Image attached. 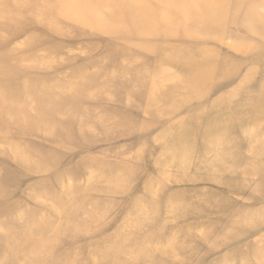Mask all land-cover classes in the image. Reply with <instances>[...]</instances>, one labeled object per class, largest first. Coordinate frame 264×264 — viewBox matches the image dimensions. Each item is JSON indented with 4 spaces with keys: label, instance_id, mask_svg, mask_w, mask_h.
Masks as SVG:
<instances>
[{
    "label": "rangeland",
    "instance_id": "1",
    "mask_svg": "<svg viewBox=\"0 0 264 264\" xmlns=\"http://www.w3.org/2000/svg\"><path fill=\"white\" fill-rule=\"evenodd\" d=\"M61 1L0 0V264H264V0L132 39Z\"/></svg>",
    "mask_w": 264,
    "mask_h": 264
},
{
    "label": "bare ground",
    "instance_id": "2",
    "mask_svg": "<svg viewBox=\"0 0 264 264\" xmlns=\"http://www.w3.org/2000/svg\"><path fill=\"white\" fill-rule=\"evenodd\" d=\"M38 1L43 3L44 6H48L47 3L52 0ZM223 1L224 4L222 6L220 2L216 3V0H213V3L210 0H115L114 3H116L113 4L112 11L107 12L109 4L102 5L99 3L100 0H95V2L85 0V6L81 2L73 3V0H64L59 3L60 10L57 13V17L64 18V20L72 23H75V21L81 22L85 26L87 25L95 29V31L105 32V34L109 35H115L119 30H122L125 33H130V39L141 34L148 36H153V34L173 35L176 33L175 27H177L174 22L182 23L181 26L183 24L193 23L191 32L203 33L202 30L210 32L216 27L215 23H218L219 19L214 10L222 9L228 5L229 0L227 2L226 0ZM107 2L111 3L112 0H107ZM118 2H121L118 4L120 10L118 7H114L117 6ZM121 9H123L124 14H122ZM206 10H209L208 14ZM203 11L206 12L207 17L206 14H202ZM105 13L106 17H101ZM260 24L263 25L262 21ZM183 32L188 34L190 30L185 29ZM136 48L140 49L141 47L137 46ZM156 49L160 51L159 46ZM187 53L190 55L191 51H187ZM180 54H182V50H177L174 46H169L164 48L161 56L164 60L167 59L173 62L172 64L178 66V57H180ZM22 64L23 60H11L6 64H0V69L1 71H9L14 66L13 69L21 68ZM25 68L27 67L21 69L25 70ZM197 79L196 77L188 76L185 79V85L188 91H193L189 97L194 96L196 99H199L200 94L198 93V95L194 90H204L206 84L209 82L207 79ZM24 85L25 83L21 86L24 87ZM0 104H3V102L0 101ZM219 112L223 115L225 110L222 109ZM252 112H255V110ZM259 113L261 114L262 111L260 110ZM221 136L225 137L224 134L219 133L205 135V147L215 145L217 138ZM226 139L224 138V140ZM221 140L222 138L219 139V143H221ZM259 168H264V166L260 167L259 164L255 166L253 169L254 174L257 173L256 169L259 170Z\"/></svg>",
    "mask_w": 264,
    "mask_h": 264
}]
</instances>
